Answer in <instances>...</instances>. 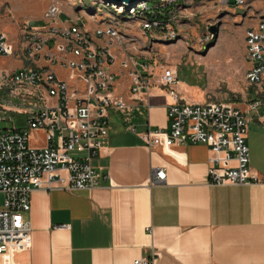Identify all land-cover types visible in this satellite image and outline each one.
Returning a JSON list of instances; mask_svg holds the SVG:
<instances>
[{
    "label": "built area",
    "instance_id": "1",
    "mask_svg": "<svg viewBox=\"0 0 264 264\" xmlns=\"http://www.w3.org/2000/svg\"><path fill=\"white\" fill-rule=\"evenodd\" d=\"M90 1L88 13L81 8L77 13L87 16L93 27L82 15L70 17L52 2L41 19L20 25L15 42L0 32V57L23 62L15 71L0 70V93L7 96L0 99V123L16 115L25 116L26 124L21 130L0 129V264H14L13 255L31 247V226L24 214L30 211L33 191L98 187L100 176L92 160L109 133V111L124 113L132 101L149 108L153 79L173 102L167 106L169 133L147 130L140 136L146 147L201 144L210 153L209 185L261 182L250 172L245 137L248 113L264 106V16L245 30L244 59L249 67L244 80L254 89V98L241 111L225 102L181 103L175 68L156 67L137 52L135 46L142 40L132 33L130 21L150 43H171L179 37L173 23L184 0H143L132 5ZM147 1L155 4L149 8ZM233 1L237 7L247 5L245 0ZM229 3L218 0L220 6ZM94 8L105 15L92 13ZM212 36L208 33L205 41ZM121 73L129 79L128 99L115 94ZM129 129L135 131L133 126ZM34 132L43 135L42 147L29 146ZM164 180L163 169L152 170L150 185ZM134 264L149 262L141 258Z\"/></svg>",
    "mask_w": 264,
    "mask_h": 264
},
{
    "label": "crops",
    "instance_id": "2",
    "mask_svg": "<svg viewBox=\"0 0 264 264\" xmlns=\"http://www.w3.org/2000/svg\"><path fill=\"white\" fill-rule=\"evenodd\" d=\"M220 7L217 33L209 48L225 36V20L232 21L236 54H241L246 63L242 75L224 91L209 96L204 90L179 81V56L174 58L176 65L159 55L142 58L151 59L156 67L175 68V89L181 103L225 102L246 111L254 89L246 86L244 80L249 67L244 59L245 30L262 16H246L240 10L244 7L234 4ZM43 13L35 20L41 19ZM28 20L33 19H25L4 33L15 42L20 25ZM187 24L188 4L181 7L173 23L178 40L183 38L180 28ZM191 56L196 58L193 62L199 61L200 54ZM1 58L12 62L5 71L23 66L18 58ZM159 71L155 69L156 73ZM239 82L243 90L239 89ZM128 90L129 79L121 73L115 94L128 99ZM149 93V108L132 101L124 113L109 111V133L92 160L100 176L98 187L31 193L30 211L24 214L31 226V247L14 254V264H134L141 258L149 264H264V106L248 113L245 137L250 172L261 182L211 186L207 176L210 153L206 146L184 143L148 148L141 140L147 130L169 133L167 106L173 100L155 79ZM130 126L135 131H130ZM156 168L164 170L165 180L150 185L152 170Z\"/></svg>",
    "mask_w": 264,
    "mask_h": 264
},
{
    "label": "rangeland",
    "instance_id": "3",
    "mask_svg": "<svg viewBox=\"0 0 264 264\" xmlns=\"http://www.w3.org/2000/svg\"><path fill=\"white\" fill-rule=\"evenodd\" d=\"M0 0V32L9 33L13 28L18 26L25 19H38L41 17L44 10L52 2H58L62 10L70 17L82 15L88 27H93V23L82 12L77 13L78 9L88 13L91 9L90 0ZM247 5L240 9L246 13V16H251L257 19L264 16V0H245ZM75 3V4H74ZM185 5L188 4V22L186 26H182L181 34L183 38L176 40L173 43L161 44L150 43L142 35L137 28L136 22L130 21L132 33L140 37L142 42L136 45V50L141 55L148 58L149 54L163 56L171 64L174 63L175 57H180L181 64L177 66V78L189 86L197 87L204 90L209 96H213V92L224 91L231 82H236L242 75V68L246 63L241 54H236L234 34V22L225 20L222 27L225 31L224 37H219L215 46L208 49L206 46L212 43L213 38L205 41V37L209 32L210 26L219 24V14L222 12L218 0H184ZM155 3L147 1L146 5L151 8ZM234 1L230 0L229 5L233 6ZM195 7H199L198 10ZM192 9V10H191ZM160 11L165 10L159 9ZM95 8L91 10L94 13ZM105 12V11H104ZM96 11L97 16L105 15ZM111 13V12H110ZM237 13V12H236ZM242 16V13H238ZM191 27H195L193 32ZM211 34V33H210ZM200 54L199 61L193 62L191 55ZM230 57V62L227 58ZM0 70L11 68L12 62L8 58H1ZM68 74L62 76L65 78ZM72 75V74H70ZM240 83V82H239ZM239 89L243 90L241 83ZM253 93V91H252ZM238 96L237 94H235ZM0 99H7L5 93H0ZM23 105H26L24 102ZM25 116H13L11 120H6L0 123V129L5 130H21L25 128ZM43 135L40 132L32 133L29 141V146L33 148L42 147L44 144Z\"/></svg>",
    "mask_w": 264,
    "mask_h": 264
},
{
    "label": "water",
    "instance_id": "4",
    "mask_svg": "<svg viewBox=\"0 0 264 264\" xmlns=\"http://www.w3.org/2000/svg\"><path fill=\"white\" fill-rule=\"evenodd\" d=\"M108 2L110 3H115V4H120V3H125V4H129V5H132V4H135V3H138L140 1H143V0H107ZM217 29L218 27L217 26H210L209 28V32L215 36L216 33H217ZM213 45V43H210L209 45L206 46V50L211 47Z\"/></svg>",
    "mask_w": 264,
    "mask_h": 264
}]
</instances>
